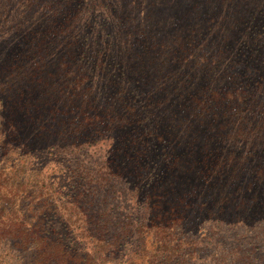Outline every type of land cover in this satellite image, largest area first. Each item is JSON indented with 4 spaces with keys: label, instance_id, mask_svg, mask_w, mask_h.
<instances>
[{
    "label": "trees",
    "instance_id": "1",
    "mask_svg": "<svg viewBox=\"0 0 264 264\" xmlns=\"http://www.w3.org/2000/svg\"><path fill=\"white\" fill-rule=\"evenodd\" d=\"M125 5L0 0V264H264V0Z\"/></svg>",
    "mask_w": 264,
    "mask_h": 264
},
{
    "label": "rangeland",
    "instance_id": "2",
    "mask_svg": "<svg viewBox=\"0 0 264 264\" xmlns=\"http://www.w3.org/2000/svg\"><path fill=\"white\" fill-rule=\"evenodd\" d=\"M170 0H161L159 4H155L154 0H126V5L124 7H128L131 10L132 7H135L136 3H138L137 7L135 8V18L136 16L139 19L149 20V22H161L165 17L164 13L166 10V4L169 3ZM125 12H127L124 9ZM101 17H98V20ZM160 22V23H161ZM104 264H113L112 262H106Z\"/></svg>",
    "mask_w": 264,
    "mask_h": 264
}]
</instances>
